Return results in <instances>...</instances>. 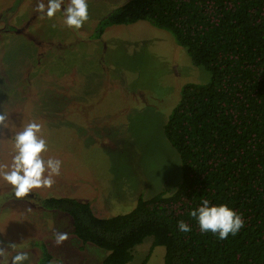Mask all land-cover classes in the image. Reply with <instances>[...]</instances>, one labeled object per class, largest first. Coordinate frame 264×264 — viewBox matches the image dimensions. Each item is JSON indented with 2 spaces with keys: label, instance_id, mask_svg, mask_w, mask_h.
Returning <instances> with one entry per match:
<instances>
[{
  "label": "rangeland",
  "instance_id": "374dc122",
  "mask_svg": "<svg viewBox=\"0 0 264 264\" xmlns=\"http://www.w3.org/2000/svg\"><path fill=\"white\" fill-rule=\"evenodd\" d=\"M128 1L87 0L88 20L72 29L61 13L42 17L38 0H0V113L7 116L0 165L11 163L12 137L31 121L42 124L45 158L62 161L52 187L35 196L16 199L0 181V241L25 245L31 264H40L42 244L51 264H102L109 254L77 238L72 217L45 208L47 198H74L111 218L182 182L164 126L183 87L207 84L211 74L148 20L101 32L100 23ZM56 233L68 239L57 245ZM153 243L144 239L128 264H164L166 248Z\"/></svg>",
  "mask_w": 264,
  "mask_h": 264
},
{
  "label": "trees",
  "instance_id": "16d2710c",
  "mask_svg": "<svg viewBox=\"0 0 264 264\" xmlns=\"http://www.w3.org/2000/svg\"><path fill=\"white\" fill-rule=\"evenodd\" d=\"M143 20L172 33L211 74L207 84L183 87L164 126L181 159V184L111 218L70 197L47 198L44 207L71 216L77 238L108 251L102 264H128L147 237L166 248L164 264H264V0H130L100 23L101 32ZM202 198L227 204L244 227L225 240L201 234L189 211ZM181 220L189 233L178 231ZM40 248V264H50Z\"/></svg>",
  "mask_w": 264,
  "mask_h": 264
},
{
  "label": "clouds",
  "instance_id": "9594fccd",
  "mask_svg": "<svg viewBox=\"0 0 264 264\" xmlns=\"http://www.w3.org/2000/svg\"><path fill=\"white\" fill-rule=\"evenodd\" d=\"M36 11L42 17L52 19L57 13L63 16V23L72 29H80L88 20L87 0H38ZM7 120L0 113V125ZM13 155L10 164L0 165V181L10 187L11 195L16 199L36 195V189L51 188L54 177L60 175L62 161L57 158H45L48 151L47 140L42 135V124L31 121L24 125L12 137ZM201 232H211L220 240L231 234L235 236L244 227V218L227 204H213L202 198L200 204L189 211ZM178 231L189 233L191 226L181 220L177 222ZM68 239L67 233H56L55 243L61 245ZM26 246L14 242L0 241V264H31V256ZM51 264V262H50ZM56 264H61L57 261Z\"/></svg>",
  "mask_w": 264,
  "mask_h": 264
}]
</instances>
